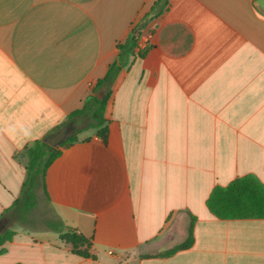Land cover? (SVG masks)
Returning <instances> with one entry per match:
<instances>
[{
    "label": "crops",
    "instance_id": "1",
    "mask_svg": "<svg viewBox=\"0 0 264 264\" xmlns=\"http://www.w3.org/2000/svg\"><path fill=\"white\" fill-rule=\"evenodd\" d=\"M156 1L0 0V220L13 233L0 264H264V219L206 205L237 179L264 185V13L255 0H167L127 48ZM115 63L101 134L90 112L70 122L76 141L58 148L34 206L16 205L28 150ZM40 199L44 227L30 224ZM191 224L192 245L160 255ZM50 226L89 240L90 257Z\"/></svg>",
    "mask_w": 264,
    "mask_h": 264
},
{
    "label": "trees",
    "instance_id": "2",
    "mask_svg": "<svg viewBox=\"0 0 264 264\" xmlns=\"http://www.w3.org/2000/svg\"><path fill=\"white\" fill-rule=\"evenodd\" d=\"M167 0H157L152 7L143 13L133 24L131 33L129 34L124 46L127 48H135L138 43L139 32L144 29L152 20L158 17L167 5ZM124 46L118 45L117 49L122 50ZM142 54V53H141ZM120 68L117 63L108 67L105 76L98 80L93 89V94L99 92L103 88H108L119 72ZM110 94L107 91L102 100L97 99L93 95L85 102L84 106L68 117V122H74L76 117H79L86 112H90V127L99 129L98 134L102 132V126L106 122L105 112ZM78 130L69 135L64 142L58 147H50L42 141H37L32 148L28 150L29 164L27 166L28 178L23 186L22 195L19 201L25 204L27 210L31 209L35 203L34 190L39 183L44 186V175L48 167L59 156L62 148L71 145L76 141ZM207 209L209 212L219 219H264V185H261L255 178L251 176L243 177L233 181L226 187H217L213 190L211 196L207 200ZM53 228L59 238L74 246L73 253L82 258H89L87 248L90 246V241L77 235L75 232L67 229ZM184 243L174 247L173 249L160 254L168 256L178 250L189 248L193 243L192 224L188 227ZM12 232L0 233V252H4L2 248L7 242L12 240ZM84 247V250L81 248Z\"/></svg>",
    "mask_w": 264,
    "mask_h": 264
},
{
    "label": "water",
    "instance_id": "3",
    "mask_svg": "<svg viewBox=\"0 0 264 264\" xmlns=\"http://www.w3.org/2000/svg\"><path fill=\"white\" fill-rule=\"evenodd\" d=\"M254 7L264 13V0H255ZM95 97L99 100H102L104 97V90L95 94ZM74 132V126L72 123H68L63 126L60 130H58L55 134L48 136L43 140V143L50 147H58L62 142L66 140V138ZM6 223L5 219L0 220V233L3 232V226Z\"/></svg>",
    "mask_w": 264,
    "mask_h": 264
},
{
    "label": "rangeland",
    "instance_id": "4",
    "mask_svg": "<svg viewBox=\"0 0 264 264\" xmlns=\"http://www.w3.org/2000/svg\"><path fill=\"white\" fill-rule=\"evenodd\" d=\"M50 216H51V213L48 210V208L46 207L43 199H40L37 203V207L33 210V213L31 214L30 224H35L38 227H44V224L46 223L45 222L46 218L50 217ZM185 240H186V237H185ZM185 240H184V242H185Z\"/></svg>",
    "mask_w": 264,
    "mask_h": 264
}]
</instances>
